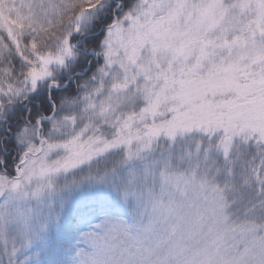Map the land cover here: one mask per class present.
Wrapping results in <instances>:
<instances>
[{"label":"snow or ice","instance_id":"obj_1","mask_svg":"<svg viewBox=\"0 0 264 264\" xmlns=\"http://www.w3.org/2000/svg\"><path fill=\"white\" fill-rule=\"evenodd\" d=\"M0 264H264V0H0Z\"/></svg>","mask_w":264,"mask_h":264}]
</instances>
